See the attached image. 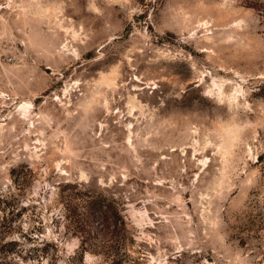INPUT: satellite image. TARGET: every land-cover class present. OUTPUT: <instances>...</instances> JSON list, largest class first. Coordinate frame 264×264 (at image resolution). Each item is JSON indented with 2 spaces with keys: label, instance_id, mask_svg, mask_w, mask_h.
I'll use <instances>...</instances> for the list:
<instances>
[{
  "label": "rangeland",
  "instance_id": "rangeland-1",
  "mask_svg": "<svg viewBox=\"0 0 264 264\" xmlns=\"http://www.w3.org/2000/svg\"><path fill=\"white\" fill-rule=\"evenodd\" d=\"M262 154L264 0H0V264H264Z\"/></svg>",
  "mask_w": 264,
  "mask_h": 264
},
{
  "label": "trees",
  "instance_id": "trees-1",
  "mask_svg": "<svg viewBox=\"0 0 264 264\" xmlns=\"http://www.w3.org/2000/svg\"><path fill=\"white\" fill-rule=\"evenodd\" d=\"M263 156H264V155L262 154V155H260V156L258 157L259 161H260V160H261V161L263 160ZM92 205H94V203H93ZM94 213H95V212H94ZM90 215H91V214H90V211H89V212L86 214V219H88V218L90 219Z\"/></svg>",
  "mask_w": 264,
  "mask_h": 264
}]
</instances>
